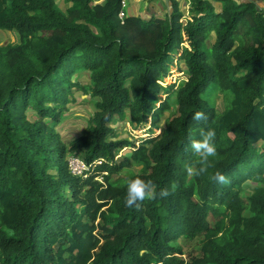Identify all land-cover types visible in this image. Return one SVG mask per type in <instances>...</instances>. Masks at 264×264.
<instances>
[{"label": "trees", "instance_id": "obj_1", "mask_svg": "<svg viewBox=\"0 0 264 264\" xmlns=\"http://www.w3.org/2000/svg\"><path fill=\"white\" fill-rule=\"evenodd\" d=\"M68 1L63 11L55 0H0V29L21 35L0 43V264H264V5L190 0L183 24L178 11L142 22L159 28L142 44L117 16L121 0ZM245 19L249 44L237 33ZM179 55L182 83L162 85ZM77 69L94 110L68 140L55 124ZM211 86L232 94L221 111L204 97ZM162 88L176 108L159 125ZM126 112L159 131L109 137ZM122 146L130 153L117 158ZM69 150L82 152L85 173L71 171ZM133 161L140 171L113 183ZM199 234L198 255L171 242Z\"/></svg>", "mask_w": 264, "mask_h": 264}, {"label": "rangeland", "instance_id": "obj_2", "mask_svg": "<svg viewBox=\"0 0 264 264\" xmlns=\"http://www.w3.org/2000/svg\"><path fill=\"white\" fill-rule=\"evenodd\" d=\"M169 1V6H168ZM214 3V0H210ZM260 6L264 5V2L261 0H256ZM104 0H91V4L95 3H103ZM136 4L134 13L127 14L124 9V19L125 22L129 23V25L125 28V32L131 37L132 43H142V44H150L152 43L154 36L158 32V27L154 26L151 29H143L142 22L149 20L150 18L158 19L156 22L163 19L166 15L172 16L174 15V11L180 12L179 21L183 24L189 19L191 15V11L189 9L190 0H136ZM55 4L61 10L66 11L67 6L70 4L68 0H55ZM218 8V4L215 3ZM127 5V0H125V7ZM160 17V18H158ZM132 18V20L130 19ZM250 25V20L245 19L240 22L239 28L237 29L238 35L244 40L246 44L252 43V36L246 33L247 27ZM137 27H140L141 32ZM214 37L210 35L208 37V42L211 43ZM21 35L19 32L10 30V29H0V43L8 44V43H17L20 42ZM185 40L181 42V45H186ZM234 44H238L236 40ZM169 71V72H168ZM168 71L161 76L162 85H166L168 83H174V88L180 85L183 81V77L187 73L184 60L181 55L175 57L170 64ZM71 80L73 81V85L71 86V93L69 95L70 100L66 103V107L63 109L59 116L58 122L55 124L57 126V130L61 133L64 139H71L74 136L78 135L82 132L83 128L88 124L92 112L94 110L93 97L89 94V75L86 70L77 69L71 75ZM162 93V97L166 96L168 98L169 106L160 116L161 120L159 125L163 124V121L166 117L171 116L175 112V103H174V93L166 95V90L164 88L160 89ZM232 94L230 92L223 93L218 89L217 86H211L206 90L204 97L206 100L216 108L217 111H221L224 107V104L227 100L231 98ZM150 124V123H149ZM149 124H147L146 128L139 125L134 126L132 122L129 120L128 112L124 119L119 120V118L115 117L112 121V131L109 134L111 138H127L129 140L136 139L141 135H146L149 133L155 134L159 131V128L149 129ZM257 148L260 151H264V142L259 141L256 143ZM130 148L122 146L117 153V158H121L124 154H129ZM67 158L69 161V166L72 172L80 173L83 168V155L79 150H69L67 152ZM85 165V164H84ZM141 169V164L136 161H133L132 165L129 167L123 168L119 173H115L111 177V181L113 183L119 182L126 174L131 172H138ZM252 189V181L245 180L242 183V191L241 194L244 196V199L248 197ZM64 191L68 194L67 186L64 187ZM244 214L249 215L251 212L246 209ZM210 225H213L214 217L211 216ZM203 235L199 234L194 237L187 236H178L176 239L171 240L173 244L180 247L183 251V256L188 257L190 255H198L200 254V245Z\"/></svg>", "mask_w": 264, "mask_h": 264}, {"label": "built area", "instance_id": "obj_3", "mask_svg": "<svg viewBox=\"0 0 264 264\" xmlns=\"http://www.w3.org/2000/svg\"><path fill=\"white\" fill-rule=\"evenodd\" d=\"M124 9H125V0H121V7H120V9L118 10V12H117V16L119 17V19L121 20V21H123V17H124V15H125V13H124ZM144 136H146V135H144ZM85 164V162H83V168H82V170L80 171V173H75V174H83V173H85V169H87L88 168V165H84Z\"/></svg>", "mask_w": 264, "mask_h": 264}, {"label": "crops", "instance_id": "obj_4", "mask_svg": "<svg viewBox=\"0 0 264 264\" xmlns=\"http://www.w3.org/2000/svg\"><path fill=\"white\" fill-rule=\"evenodd\" d=\"M135 1L136 0H127V5L125 7L127 14L134 13L135 7L133 5L136 4ZM168 6H169V1H168Z\"/></svg>", "mask_w": 264, "mask_h": 264}]
</instances>
